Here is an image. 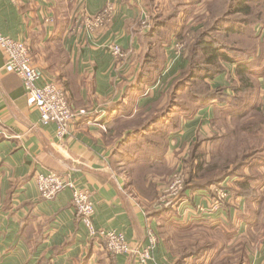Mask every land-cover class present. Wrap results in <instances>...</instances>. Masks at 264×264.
<instances>
[{
    "label": "crops",
    "instance_id": "0c3cea01",
    "mask_svg": "<svg viewBox=\"0 0 264 264\" xmlns=\"http://www.w3.org/2000/svg\"><path fill=\"white\" fill-rule=\"evenodd\" d=\"M216 1L0 0V34L25 42L44 79L68 89L72 106L87 112L59 139L56 126L43 125L37 109L28 105L19 76L4 70L0 50V264H139L131 256L111 257L89 237L76 218L69 190L50 201L41 199L35 178L48 173L92 192L98 229L121 234L134 247L147 245V230L153 229L160 238L149 264H178L179 256L161 238L167 220L187 229L210 225L231 235L232 242H245L246 256L238 264H264V158L258 188L254 182V192L246 197L240 194L243 178H227L222 186L230 190L229 201L209 214L199 211L211 201L210 191L202 188H187V204L179 209L148 212L141 202L146 197L120 170L125 163L118 153L146 151L152 163L164 147L161 161L172 172L178 166L185 170L196 145L208 159L214 147L230 146L226 131L235 125L222 126L230 122L237 98L230 83L236 80L237 63H227V73L206 81L224 91V100L202 105V98L175 92L189 64L176 50L178 35L189 26L205 31ZM109 4L115 8L111 23L94 33L73 32L80 14L94 17ZM158 12H175V30L158 27L153 19L150 28L143 27L145 15ZM109 43L121 46L127 59H114L106 49ZM253 58L247 63L253 64ZM191 99L195 107L176 110L177 103ZM251 109L244 119H254ZM142 132L122 147L129 135ZM244 173L249 175V169ZM148 178L161 186L158 174Z\"/></svg>",
    "mask_w": 264,
    "mask_h": 264
},
{
    "label": "trees",
    "instance_id": "16d2710c",
    "mask_svg": "<svg viewBox=\"0 0 264 264\" xmlns=\"http://www.w3.org/2000/svg\"><path fill=\"white\" fill-rule=\"evenodd\" d=\"M244 2L245 0H230V6L233 4V7L231 9V12L227 14V17H237L235 21L242 20V22L238 21L240 23L239 25L238 23L224 20L221 22V25L217 23L211 30V27H209L206 28L207 31H196V37L194 35L195 33H193L192 31L191 26L185 28L183 32L178 35V39L180 41L185 37H190L192 34L194 38L187 40L185 39L186 42L193 41V43L190 44L191 48H189L190 57H185L184 55H182V57L185 58V60H187L189 63L187 71L188 75H186L185 79L178 85L179 89L175 91L177 92V94L180 95L184 93L189 98H202V105L209 104L217 100L226 99V95L224 94V91L222 89L213 90L208 84V82H206L207 80H213L218 75L224 74L226 72V69L223 66H225L227 63L232 64L235 62L233 57L226 53L224 47H222L223 44L219 43L217 41V37L213 34L224 33L226 37H239V31L244 29L243 26H253L258 22V16L257 14H255L254 7H251L249 4L245 5ZM262 7H264V0L262 3ZM152 16L153 17H150L149 20L153 19L154 24L158 23V27L163 26L167 29V31L175 30V12L167 16H164L163 14L161 15L158 12L156 13V15ZM198 19H200V17ZM224 23H226V25H224ZM218 26H220V29L215 32ZM250 37L255 41L256 47L253 51L257 52L255 53L256 58L257 60H260L261 54L258 46V42H260V40L258 39L259 41H257V37L255 34L249 36V38ZM182 42L184 43V41ZM232 50L235 51L234 49ZM241 52L244 53L243 51ZM257 60L255 59L253 63L254 65L252 66L238 65L236 67L237 81L234 79L230 80L232 89L235 93V97H237L239 94L246 93L247 91L251 93L254 88H256V84L258 85V83L256 82H259L260 77L263 76L262 74L264 73L262 72L264 71V66L255 65L256 63H258ZM210 72H214V77H210ZM258 74L260 76H258L259 78L256 77ZM59 86L62 87L61 85ZM62 89L64 90L69 103L72 105V99L69 90L65 87H62ZM250 93V101L241 102L242 109L237 111L236 116L234 117L235 121L239 119L244 120V118H246L248 115L249 109L252 108L250 104L252 103V94L250 95ZM194 100L195 99L185 100L181 104L177 103L175 105V108L176 110H183L185 108L195 107ZM169 110L170 108H168L166 112H169ZM253 110L255 111V108H253ZM251 129L252 128L249 127V130ZM255 132H257V130H255ZM144 133L145 132L136 135H129L122 144V147L133 138L141 136ZM162 149L164 151V147H162ZM161 150L158 151L159 158L155 159L152 163L149 160L150 153H147L146 151H139V153L134 151L129 152L128 154L126 153L125 155H121L118 153V159L125 163V166H120V170L125 172V174L130 177L132 185L135 187L136 191L140 192L149 201L155 200L156 197H158L157 195L153 194V192L158 194V191H155L156 186L153 182L149 180L148 176L150 174H158L162 178L170 173L165 163L161 161L162 156L164 155L163 151ZM255 155L256 152L247 154L241 157L240 160H238V158H236L235 160H227V164L221 166L215 163H211L208 160V155L200 150L199 145H196L193 148V151L187 161V165L184 170L185 187L186 189L202 188L211 191L212 187L214 188L216 186H221L227 178L233 179L235 177L241 176L243 178V183L240 194L248 197L250 196L252 191L254 192L252 184L256 182L257 179H262L261 176H258L254 172V169L256 167H259L261 162H256L259 164H255L256 166H254L252 163H249L252 159L256 158ZM139 157H141L142 159L137 160ZM138 162H141V164H139ZM245 168L249 169V175L244 174ZM214 172L218 173V178L204 177L205 173ZM170 209H172V207H165L159 210L160 212H168L171 211Z\"/></svg>",
    "mask_w": 264,
    "mask_h": 264
},
{
    "label": "built area",
    "instance_id": "2783aa9c",
    "mask_svg": "<svg viewBox=\"0 0 264 264\" xmlns=\"http://www.w3.org/2000/svg\"><path fill=\"white\" fill-rule=\"evenodd\" d=\"M115 8L109 4L105 9L94 17L80 14L74 24L73 32L87 31L94 33L97 29L111 23ZM145 20L143 27L148 28ZM176 50L182 56L181 51L184 43L177 40ZM106 49L116 60L127 59V52L116 43H109ZM0 50L5 55L6 62L4 70L15 73L22 81L26 94L27 103L30 107L37 109L40 114V122L43 125L54 124L57 128V137L64 139L69 135L71 125L79 117L87 114L86 110H76L68 101L67 96L54 81L45 80L43 72L34 65L31 50L23 41H18L0 34ZM43 82L39 85V82ZM159 83V80L157 81ZM160 84V83H159ZM39 196L43 200H53L62 191L71 192V204L78 221L86 228L89 237L100 241L103 249L111 257L120 255L131 256L139 264H149L153 253L158 246L159 237L157 233L148 228L149 243L144 246H132L124 236L114 231L98 229L94 224L95 206L93 194L88 189L78 188L72 182L65 180L56 173L38 174L35 178ZM171 186L162 191L159 204L163 207L181 208L185 201L181 199L184 182L183 170L176 173L171 180ZM210 206L208 209L199 208L200 212L209 214L221 210L229 200V190L224 186H216L210 193ZM158 204V205H159Z\"/></svg>",
    "mask_w": 264,
    "mask_h": 264
},
{
    "label": "rangeland",
    "instance_id": "374dc122",
    "mask_svg": "<svg viewBox=\"0 0 264 264\" xmlns=\"http://www.w3.org/2000/svg\"><path fill=\"white\" fill-rule=\"evenodd\" d=\"M243 1V0H242ZM217 8L219 9V16L217 17L215 15V12L217 8L212 9V13L210 16L206 18V21H204V26H207V28L211 27V29L214 28V26L218 23L221 25V22L224 20H227L229 22H235L240 24L235 19L237 17H227V14L231 12V9L233 7V4L230 6V0H217L216 1ZM245 5L249 4L251 7H254L255 14L258 16V22L253 26H243L244 29L240 30L239 37L238 36H230L226 37L224 33H217L213 34L217 37V41L224 47V50L226 53H228L231 57L234 59V63H237V65H254L247 63V60L249 58L254 57L253 59L257 60L256 54L257 52L253 51L256 47L255 41L249 36L256 35L259 51L261 54L260 60H257L258 63L255 65H263L264 66V7H262L263 0H245ZM248 5V6H249ZM223 9V11H221ZM150 12H152L150 10ZM164 12H159V14H163ZM151 15H155L154 13H151ZM170 15V14H167ZM165 15V16H167ZM146 21L148 23V28H150V20L148 15L146 14ZM217 17V18H216ZM152 18V16H151ZM152 22V20H151ZM226 25V23H224ZM147 28V29H148ZM220 29V26H218L217 30ZM238 29V28H237ZM98 30V29H97ZM193 33L194 27H192ZM209 31V30H208ZM197 33V32H196ZM196 33L194 34L196 37ZM194 38L193 34L188 37L181 39V41H184V48L181 51L182 55L185 57L189 56V48H191V45L193 41L186 42L187 39ZM186 39V40H185ZM259 39V40H258ZM195 40V39H194ZM227 48V50H226ZM234 49L235 51H233ZM239 49V50H238ZM243 51L244 53H242ZM263 55V57H262ZM157 64H160L159 61H157ZM226 69V66H223ZM263 69V68H262ZM263 73V72H262ZM188 75V73H184L181 77V80L183 81ZM214 72H210V77H214ZM264 75V74H262ZM259 74L256 76L258 77ZM259 78V77H258ZM263 79L262 83L264 84V76L261 77ZM258 85L256 84V88L250 93L247 91L246 93L239 94L237 96V101L234 100L233 107L230 111L231 114V120L229 123L224 121L223 126L226 130L228 127H234L235 130H232V128H229V131H226V134L228 133L230 137L228 138V142L226 145H230L229 147H214L213 149L209 150L208 154L210 158L208 159L211 163H215L218 165L223 166L224 164H227V160H235L238 158V160L241 159V157L256 152V155L254 159H252L249 163H252L254 166L259 165L256 162H261V160L264 158V87L260 86V83L257 81ZM176 85V84H175ZM170 89L167 95H170L173 91V89H176V87ZM264 86V85H263ZM249 93L252 94V103L251 107L252 109L251 114L254 115V119L249 121L248 119L244 120H236L234 117L236 116V113L238 110L242 109L241 102L250 101L249 99ZM255 108V111L253 110ZM249 127L252 129L249 130ZM245 129V131H244ZM257 130V132H255ZM227 134V137H228ZM235 134V137H232V135ZM231 164V163H230ZM229 164V165H230ZM256 164V165H255ZM181 166V165H180ZM182 170V169H181ZM245 170V169H244ZM263 172L261 167H256L254 169V172L261 176L259 172ZM180 172L179 166L176 169H173L172 172L161 178L159 182H161V186L159 187L158 184H155L156 188L155 191H158V194L153 192L154 195H157L155 200L149 201V200H143L141 202L144 203L146 206V210L148 212L158 211L161 208H165V206H161L159 204L160 197L162 195V191L166 188L171 186L172 178H174L175 174ZM184 174V170H183ZM245 174V173H244ZM218 173H205L204 177L209 178H218ZM262 179H257L255 182V189L258 188V183ZM163 181V182H162ZM217 181V180H215ZM254 184V183H253ZM252 184V187L254 185ZM158 188V189H157ZM212 189H214L212 187ZM229 190V188H228ZM185 191L186 187L185 184L183 186L182 191V200H186V202L183 204H187V199L185 197ZM212 191V190H211ZM210 191V193H211ZM229 196H231L230 190H229ZM264 197V194H263ZM229 201V200H228ZM227 201V202H228ZM226 202V203H227ZM226 203L224 206H226ZM159 204V205H158ZM200 211V210H199ZM202 213V212H200ZM204 214V213H202ZM212 226H197L192 227L190 226L188 229L181 226L180 224H174L171 220H167L162 222V226L160 227V234L162 240L164 239L168 246L170 247V250L176 254L180 261V264H204V262L208 259V257L211 255V261L209 264H238L245 258L246 256V250L244 248L245 242L243 241H233L231 235H227L226 233H222L219 231H215L211 228ZM213 246H217L216 250H212ZM223 248H218V247ZM218 255L223 259H217ZM178 261V264H179Z\"/></svg>",
    "mask_w": 264,
    "mask_h": 264
}]
</instances>
